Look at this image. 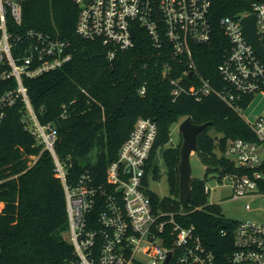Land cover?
<instances>
[{"label":"trees","instance_id":"1","mask_svg":"<svg viewBox=\"0 0 264 264\" xmlns=\"http://www.w3.org/2000/svg\"><path fill=\"white\" fill-rule=\"evenodd\" d=\"M23 8L22 30L49 33L51 38L68 42L73 53L72 60L62 67L25 79L40 122L56 132L54 151L69 186H76L86 172L97 183H105L108 165L118 158L120 146L139 117L153 118L158 125L147 166V173L151 168L155 179L160 175L159 150L170 142L173 125L185 118L195 124L212 122L197 137V154L206 165V175L217 173L221 180L225 173L240 171L222 154L229 139L255 141L242 115L216 93L200 100L186 94L173 99L171 80L191 70L187 55L175 56L166 42L155 47L146 31L135 25V46L119 50L110 61L100 42L77 34L79 8L74 0H26ZM248 9L246 0L217 1L219 17ZM223 40L224 35L218 34L210 45H193L195 70L184 76L183 84L200 86L201 80L207 79L215 89L224 86L218 69ZM252 100L251 95L244 97L240 102L243 110ZM23 119L19 104L0 127L1 262L63 264L73 258L74 251L66 238L69 222L63 180L52 152L26 129ZM162 158L172 195L160 197L151 191L154 204L184 212L179 219L185 225L195 224L210 248L220 252L230 249L238 221L208 203L206 178H192L191 197L183 207L179 201L180 145L163 150ZM99 211L98 207L95 212ZM222 229L228 232L226 237Z\"/></svg>","mask_w":264,"mask_h":264},{"label":"built area","instance_id":"2","mask_svg":"<svg viewBox=\"0 0 264 264\" xmlns=\"http://www.w3.org/2000/svg\"><path fill=\"white\" fill-rule=\"evenodd\" d=\"M25 1L0 0V127L10 110L22 104L26 129L55 157L65 188L69 242L74 250L73 258L63 264H264V221L237 220L230 249L220 252L203 242L195 224L185 225L179 219L184 212L154 204L149 194L152 169L147 173L158 137L153 118L137 119L118 158L108 165L105 183H97L86 172L76 186L67 184L54 151L56 132L40 122L25 79L62 67L73 53L68 42L51 38L49 33L22 30ZM217 1L74 0L79 8L76 32L85 40L100 42L112 61L119 50L135 46L137 25L155 47L166 42L175 56L189 58L191 70L171 80L174 100L183 94L200 100L216 93L241 114L244 97L264 94V60L243 25L247 16L255 17L264 48V0H246L248 10L220 17ZM218 34L224 35L218 67L224 86L215 89L207 79L200 86H186L184 76L192 74L196 65L193 45H210ZM246 121L255 141L229 139L222 154L240 170L225 173L221 179L231 181L233 199L264 196V113ZM211 189L206 184L208 194ZM246 208L251 207L247 204ZM221 233L226 237L228 232L222 229ZM1 254L0 242L3 264Z\"/></svg>","mask_w":264,"mask_h":264},{"label":"rangeland","instance_id":"3","mask_svg":"<svg viewBox=\"0 0 264 264\" xmlns=\"http://www.w3.org/2000/svg\"><path fill=\"white\" fill-rule=\"evenodd\" d=\"M262 113H264V94L258 93L249 107L244 110L241 115L245 120L252 121ZM185 119H181L180 122L173 125L170 142L159 150V155L156 157V162L159 166V177L155 179L152 174L150 175V189L156 192L160 197H171L172 195L168 182V171L162 158V152L169 147H177L179 145L181 150L183 138L179 132V125ZM211 133L216 135L214 130H212ZM34 161H36V158ZM191 165L192 177L199 179L206 178L208 188H212L208 194V203L218 208L223 215L234 220L264 219V196L233 199L232 189L228 186L231 184V181L229 179L220 181L217 178V173H209L206 175V165L201 161L197 152L193 153L191 156ZM247 204L250 205V209L246 208ZM3 207L4 203L0 202V211ZM66 238L69 239V235H66Z\"/></svg>","mask_w":264,"mask_h":264},{"label":"water","instance_id":"4","mask_svg":"<svg viewBox=\"0 0 264 264\" xmlns=\"http://www.w3.org/2000/svg\"><path fill=\"white\" fill-rule=\"evenodd\" d=\"M243 25L247 32L248 38L256 46L260 56L264 60V48L259 38L256 29V20L253 15L247 16L243 20ZM212 122L203 124H195L190 118H186L179 125V132L183 138L182 147L180 150L179 162V201L183 207H186L191 197V180H192V165L191 156L197 152V137L200 132L206 129Z\"/></svg>","mask_w":264,"mask_h":264},{"label":"crops","instance_id":"5","mask_svg":"<svg viewBox=\"0 0 264 264\" xmlns=\"http://www.w3.org/2000/svg\"><path fill=\"white\" fill-rule=\"evenodd\" d=\"M258 221H264V219H262V220H258Z\"/></svg>","mask_w":264,"mask_h":264}]
</instances>
